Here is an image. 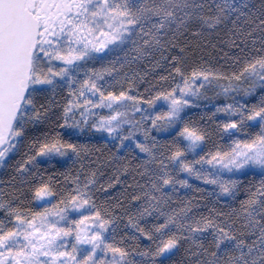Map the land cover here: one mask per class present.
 <instances>
[{
  "label": "snow or ice",
  "instance_id": "snow-or-ice-1",
  "mask_svg": "<svg viewBox=\"0 0 264 264\" xmlns=\"http://www.w3.org/2000/svg\"><path fill=\"white\" fill-rule=\"evenodd\" d=\"M188 36L236 49L235 70L187 64ZM211 84L215 127L185 115ZM85 127L107 156L71 138ZM38 158L79 167L61 184ZM0 168V264H264V0H0Z\"/></svg>",
  "mask_w": 264,
  "mask_h": 264
},
{
  "label": "trees",
  "instance_id": "trees-1",
  "mask_svg": "<svg viewBox=\"0 0 264 264\" xmlns=\"http://www.w3.org/2000/svg\"><path fill=\"white\" fill-rule=\"evenodd\" d=\"M184 42L188 45V50H189V55L186 60L187 64L191 66L198 65V66L213 69V70H223L225 72H230V71L235 70L233 62H232V58L234 54H236V49L230 48V46L223 45V44H217L215 47H213L212 44H205L204 38L195 37V36H188ZM213 43H215V41H213ZM178 53H179V49H177L176 52L173 54H178ZM140 68L145 71H150V75L147 77V79L152 80L153 82H155L153 73L155 75H159L162 72L171 71V69L167 68V66H165V68L149 70L146 64H141ZM165 86H167V84ZM141 92L143 93V86L141 87ZM66 94L67 92L65 90L64 93L61 94V98L63 97V95H66ZM214 111L215 110L212 108L193 110L186 115V118H191L196 121H203L204 123H207L210 127H215V124H214L215 118L211 116V113H213ZM216 117L220 118L217 113H216ZM220 119H223V118H220ZM42 130H45V129H42ZM57 130L59 131L60 129L57 128ZM71 138L73 140H78L80 143H88L89 145H97L101 147L103 149L104 156H107L109 151L114 147V144L109 143L108 141L106 143L105 139L94 136L90 133H85L83 136H80L79 134H75ZM164 138L166 137L165 136L161 137V139H164ZM228 143H229V140L227 136L221 133L220 135L213 136L211 138L208 144L205 145L204 151H208L210 149L214 150L215 147H224ZM26 145H27V142H25V147L22 148L21 152L17 153L13 157V160H12L13 163L15 162L16 159L21 158L23 153L27 151ZM120 155L123 156L124 152H121ZM70 166L79 167V163L76 162L74 164V160L69 159L64 164V167H59V166L52 167L51 163L49 162L40 163L36 167L40 169V173L41 175L45 176V179H47V175H52L56 179H58L61 182V184H64L63 177L60 176V172L64 171V168L70 167ZM104 171H105V178H107V175L111 174L112 168L107 167L106 169H104ZM10 174H11V169L5 168L3 172L1 173L0 179L7 181ZM122 179H127V177H122ZM259 179H260V176L255 175V177H253L251 174H249V176L246 178L247 182L249 183L258 182ZM122 188H123L122 184H117L113 188L107 189L106 194L109 198L117 196ZM5 191H7L6 188H5ZM179 195L181 197H184L185 195L199 196L200 193L196 192L195 189H191L190 193H186V194L181 193ZM240 198H243L242 195ZM29 206L33 208H40V206L37 205L36 201H33L32 204ZM217 206L220 208H224L226 210V206L223 203H218ZM142 243H145V244L148 243L146 238L142 241ZM182 258H183L182 249L179 252L173 253L171 256V259L176 261L177 264H180V262L182 261ZM165 264H167V260H165Z\"/></svg>",
  "mask_w": 264,
  "mask_h": 264
},
{
  "label": "rangeland",
  "instance_id": "rangeland-1",
  "mask_svg": "<svg viewBox=\"0 0 264 264\" xmlns=\"http://www.w3.org/2000/svg\"><path fill=\"white\" fill-rule=\"evenodd\" d=\"M116 55H119V52L116 53ZM213 85V86H212ZM218 92V88L216 87L215 84H211V85H206L205 86V92L204 95L200 97L199 101L197 102V104L195 105H190L186 110H185V115H187L189 112L193 111V110H200V109H206V108H212L215 110V104L217 103H228L230 102L229 99L225 98L223 95H217L216 93ZM243 95V93H240L239 95L236 96V99H239L241 96ZM108 109H103L102 110V114H107ZM218 116L220 118H224L226 114L224 113H217ZM139 117H137L138 119ZM85 133H90L94 136L100 137L105 139L106 141H108L109 143L115 144L117 143V141L112 140L111 137L108 136V134L106 132H100L97 131L96 129H91L90 127H85L83 131H79L76 134H79L80 136H83ZM153 135H155V132H153ZM237 135L243 136V133H237ZM164 134H161V137H163ZM228 138V137H227ZM56 161H64L65 158L64 157H56L55 158ZM69 159H67L68 161ZM38 161L40 163H45L47 162L46 158H38ZM37 164V165H38ZM5 168H0V176L1 173L3 172ZM257 172H259V170H257ZM184 175V174H181ZM258 176H260L259 174H257ZM261 178V177H260ZM191 184L196 185L198 187H200L201 189H209L212 186L206 184L204 181L198 179L195 176H192L189 178ZM191 189H187V188H181L180 193L186 194V193H190ZM37 202V205L41 207H43V203L42 202Z\"/></svg>",
  "mask_w": 264,
  "mask_h": 264
}]
</instances>
